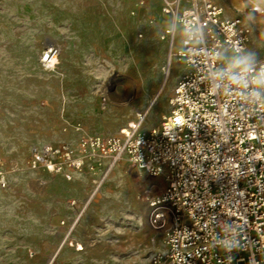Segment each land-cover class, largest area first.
Returning <instances> with one entry per match:
<instances>
[{
    "label": "rangeland",
    "instance_id": "374dc122",
    "mask_svg": "<svg viewBox=\"0 0 264 264\" xmlns=\"http://www.w3.org/2000/svg\"><path fill=\"white\" fill-rule=\"evenodd\" d=\"M171 2L147 0L133 16L135 0H0V264H143L164 250L149 223L163 179L123 161L97 189L88 171L67 181L27 162L35 145L112 137L141 113L144 130L161 125L189 73L177 61L164 71L183 39L181 27L173 47L160 38L174 25L163 14ZM50 47L60 56L46 72ZM242 59L264 60V17Z\"/></svg>",
    "mask_w": 264,
    "mask_h": 264
},
{
    "label": "built area",
    "instance_id": "2783aa9c",
    "mask_svg": "<svg viewBox=\"0 0 264 264\" xmlns=\"http://www.w3.org/2000/svg\"><path fill=\"white\" fill-rule=\"evenodd\" d=\"M146 4L135 0L132 15ZM163 14L174 26L162 32V41L173 47L177 27L183 32L164 71L169 76L177 61L189 73L175 87L161 125L144 130L147 115L141 113L112 137L35 145L28 169L67 181L88 171L99 189L126 161L163 179L149 204V223L163 235L164 250L143 264H264V60L237 66L228 59L245 57L264 6L258 0H172ZM187 27L198 28L195 39L184 34ZM59 56L58 48L46 49L43 70L54 71ZM6 187L0 162V188Z\"/></svg>",
    "mask_w": 264,
    "mask_h": 264
},
{
    "label": "clouds",
    "instance_id": "9594fccd",
    "mask_svg": "<svg viewBox=\"0 0 264 264\" xmlns=\"http://www.w3.org/2000/svg\"><path fill=\"white\" fill-rule=\"evenodd\" d=\"M169 26L173 27L174 25L172 23H170ZM183 31H184V34L186 36H188L191 39H195L198 36V31L199 30H198V28L187 27ZM234 62L237 63V64H246L247 63V61L244 60V59H237ZM229 245L230 246H235L233 242H229Z\"/></svg>",
    "mask_w": 264,
    "mask_h": 264
},
{
    "label": "bare ground",
    "instance_id": "6f19581e",
    "mask_svg": "<svg viewBox=\"0 0 264 264\" xmlns=\"http://www.w3.org/2000/svg\"><path fill=\"white\" fill-rule=\"evenodd\" d=\"M165 89H166V86L163 88V90H162V92H161V94H163L164 93V91H165ZM153 107V106H152ZM153 111V110H152ZM149 113V112H148ZM149 115V114H148ZM144 218H145V221H146V214H145V216H144ZM147 222V221H146ZM79 250H83V248L80 246V249Z\"/></svg>",
    "mask_w": 264,
    "mask_h": 264
}]
</instances>
